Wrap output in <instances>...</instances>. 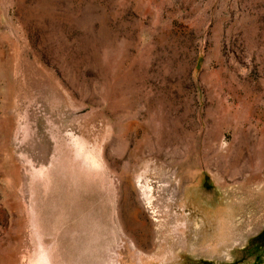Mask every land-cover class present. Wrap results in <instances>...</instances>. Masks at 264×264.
Listing matches in <instances>:
<instances>
[{"label":"rangeland","instance_id":"rangeland-1","mask_svg":"<svg viewBox=\"0 0 264 264\" xmlns=\"http://www.w3.org/2000/svg\"><path fill=\"white\" fill-rule=\"evenodd\" d=\"M0 264H264V0H0Z\"/></svg>","mask_w":264,"mask_h":264},{"label":"bare ground","instance_id":"bare-ground-1","mask_svg":"<svg viewBox=\"0 0 264 264\" xmlns=\"http://www.w3.org/2000/svg\"><path fill=\"white\" fill-rule=\"evenodd\" d=\"M71 139H72L73 143L76 145V147H78V150H81L82 149V145H81L82 144V142H81L82 140L79 139V138H72V137H71ZM139 185H140V183H139ZM140 188H142L143 195L147 197L148 194H149V188L147 187V185H145V186H141L140 185Z\"/></svg>","mask_w":264,"mask_h":264}]
</instances>
